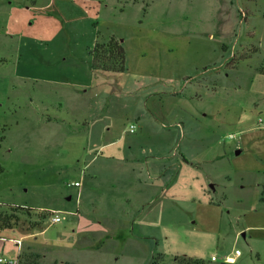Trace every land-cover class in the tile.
I'll list each match as a JSON object with an SVG mask.
<instances>
[{"label":"rangeland","instance_id":"rangeland-1","mask_svg":"<svg viewBox=\"0 0 264 264\" xmlns=\"http://www.w3.org/2000/svg\"><path fill=\"white\" fill-rule=\"evenodd\" d=\"M263 192L264 0H0V259L264 264Z\"/></svg>","mask_w":264,"mask_h":264},{"label":"trees","instance_id":"trees-1","mask_svg":"<svg viewBox=\"0 0 264 264\" xmlns=\"http://www.w3.org/2000/svg\"><path fill=\"white\" fill-rule=\"evenodd\" d=\"M33 2L35 0H32ZM124 2H139L143 0H123ZM89 56L91 58V70L94 72H101L106 74L118 75L126 70V55L125 49L120 41H118L114 36L110 37L107 42H96L95 46L89 51ZM182 161L186 164H193L184 156H181ZM264 194V192H263ZM261 201H264V197H261ZM11 214L0 213V223L5 228H8L10 222L13 220L17 221L16 215L14 213L20 212L23 209L17 207L9 206ZM31 209H26V214L29 215ZM157 263V259L154 261ZM175 264H202L198 260H193L187 257H175Z\"/></svg>","mask_w":264,"mask_h":264},{"label":"built area","instance_id":"built-area-1","mask_svg":"<svg viewBox=\"0 0 264 264\" xmlns=\"http://www.w3.org/2000/svg\"><path fill=\"white\" fill-rule=\"evenodd\" d=\"M130 130L133 131L134 130V126H130ZM74 186H79V183H74L73 184ZM63 221V218L57 214V213H53L51 216H50V222L52 225H55V224H58V223H61ZM240 255V251L239 250H236L235 251V255L234 256H227L224 258V262L225 264H234L236 262V258ZM213 260H216L215 257L212 258ZM0 264H10L9 262H6L2 259H0ZM16 264V263H15Z\"/></svg>","mask_w":264,"mask_h":264},{"label":"crops","instance_id":"crops-1","mask_svg":"<svg viewBox=\"0 0 264 264\" xmlns=\"http://www.w3.org/2000/svg\"><path fill=\"white\" fill-rule=\"evenodd\" d=\"M141 122V120L139 119V118H137V123H140ZM132 126H134V125H132ZM176 126H179V127H181V124H177ZM134 129H135V126H134ZM188 159V158H187ZM172 166V165H171ZM173 177V175L171 176V178ZM170 182V181H169ZM76 183H78V182H76ZM80 185V184H79ZM162 195V194H161ZM160 197V196H159ZM155 201V202H154ZM155 205H156V199L155 200H153V201H151V202H147V203H145L144 205H143V207H146V209L147 208H149V210H152L154 207H155ZM20 257V256H19Z\"/></svg>","mask_w":264,"mask_h":264},{"label":"water","instance_id":"water-1","mask_svg":"<svg viewBox=\"0 0 264 264\" xmlns=\"http://www.w3.org/2000/svg\"><path fill=\"white\" fill-rule=\"evenodd\" d=\"M241 151L240 150H238L237 152H236V154H239ZM211 188H213V185H211Z\"/></svg>","mask_w":264,"mask_h":264}]
</instances>
